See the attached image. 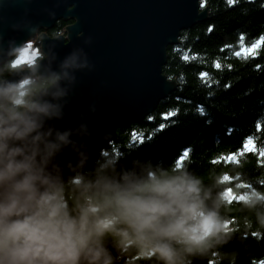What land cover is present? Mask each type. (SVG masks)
<instances>
[{"label":"trees","instance_id":"obj_1","mask_svg":"<svg viewBox=\"0 0 264 264\" xmlns=\"http://www.w3.org/2000/svg\"><path fill=\"white\" fill-rule=\"evenodd\" d=\"M203 8L207 19L181 30L177 43L166 47L161 72L174 82L173 91L140 122L117 128L116 141L97 152L84 173H76L62 186L71 207L89 184L125 185L146 180L150 172L174 175L186 169L211 185L214 175L231 173L234 183L226 195L232 208H222L221 214L232 218L230 227L237 231L219 254L191 258V264H231L233 253L235 264H264V229L245 227V220L254 221L255 216L240 210L239 203L250 191H264V0H199V9ZM72 22L56 20L37 34H64ZM35 40L31 42L38 51L36 63L43 55ZM238 51L244 54L236 56ZM15 56L0 65V81L16 68L31 67L14 64ZM29 80L28 94H20V107L14 108L8 99L0 107L8 113L22 112L32 95L53 81L30 77L19 82L20 87L25 88ZM235 183L238 193L232 190ZM117 260L156 264L133 250L117 249Z\"/></svg>","mask_w":264,"mask_h":264},{"label":"water","instance_id":"obj_2","mask_svg":"<svg viewBox=\"0 0 264 264\" xmlns=\"http://www.w3.org/2000/svg\"><path fill=\"white\" fill-rule=\"evenodd\" d=\"M59 19L73 22L64 34L37 35L43 56L12 70L0 88L55 77L20 112L36 130L13 144L28 153L39 135L37 159L63 184L116 141L117 128L140 122L173 91L174 82L161 72L166 47L177 43L181 30L205 21L207 8L200 10L199 0H0V65ZM7 114L0 107V115ZM106 245L121 264L112 242Z\"/></svg>","mask_w":264,"mask_h":264},{"label":"clouds","instance_id":"obj_3","mask_svg":"<svg viewBox=\"0 0 264 264\" xmlns=\"http://www.w3.org/2000/svg\"><path fill=\"white\" fill-rule=\"evenodd\" d=\"M30 84L0 88V97L18 108ZM36 128L20 112L0 115V264H114L107 238L118 251L133 250L156 264H191V258L219 254L237 231L232 218L221 214L232 208L226 192L234 183L223 171L211 185L186 169L150 172L146 180L125 185L89 184L70 207L62 184L37 159L40 136L28 153L13 144ZM232 190L238 193L239 184ZM239 203L255 216L245 227L264 229V191H250ZM230 261L235 264L234 253Z\"/></svg>","mask_w":264,"mask_h":264},{"label":"rangeland","instance_id":"obj_4","mask_svg":"<svg viewBox=\"0 0 264 264\" xmlns=\"http://www.w3.org/2000/svg\"><path fill=\"white\" fill-rule=\"evenodd\" d=\"M38 34L36 33L34 38H36ZM31 41L26 42L16 53L14 64H21L26 66H32L35 64V59L38 57V51L36 48L32 45ZM25 68V67H23ZM38 76H36L37 78ZM46 78V77H43ZM51 79H55L52 77H49ZM22 83V82H21Z\"/></svg>","mask_w":264,"mask_h":264},{"label":"snow or ice","instance_id":"obj_5","mask_svg":"<svg viewBox=\"0 0 264 264\" xmlns=\"http://www.w3.org/2000/svg\"><path fill=\"white\" fill-rule=\"evenodd\" d=\"M247 51L248 52H253L254 49H248ZM243 54H244V52H240V51H238V52L235 53L236 56H241ZM218 67H219V65H218ZM137 138H139V137H137ZM249 144H251V141H249ZM245 148H248V146L246 145ZM248 150H252V149H248ZM187 155H188V153H185V156H187ZM232 158L235 159L234 156Z\"/></svg>","mask_w":264,"mask_h":264},{"label":"flooded vegetation","instance_id":"obj_6","mask_svg":"<svg viewBox=\"0 0 264 264\" xmlns=\"http://www.w3.org/2000/svg\"><path fill=\"white\" fill-rule=\"evenodd\" d=\"M51 79V78H50Z\"/></svg>","mask_w":264,"mask_h":264}]
</instances>
